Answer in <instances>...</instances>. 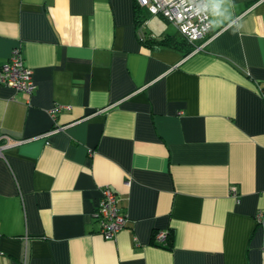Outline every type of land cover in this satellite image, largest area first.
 <instances>
[{
  "label": "crops",
  "instance_id": "crops-1",
  "mask_svg": "<svg viewBox=\"0 0 264 264\" xmlns=\"http://www.w3.org/2000/svg\"><path fill=\"white\" fill-rule=\"evenodd\" d=\"M206 2L186 53L135 0H0V63L35 84L0 85V264H264V0Z\"/></svg>",
  "mask_w": 264,
  "mask_h": 264
},
{
  "label": "built area",
  "instance_id": "built-area-1",
  "mask_svg": "<svg viewBox=\"0 0 264 264\" xmlns=\"http://www.w3.org/2000/svg\"><path fill=\"white\" fill-rule=\"evenodd\" d=\"M135 2L147 10L150 15H160L169 23H172L177 31L193 44V51L202 48L195 42L198 39H209L211 20L206 0H135ZM0 85H6L16 91H24L31 94L35 89L32 80V70L23 60L19 47H14L6 62L0 63ZM60 107H54L57 112ZM6 145H0V156ZM236 195L235 189L231 190ZM95 219L100 228V234L105 239H113L116 233L125 225L126 214L117 205V195L109 186L101 188V199L95 211ZM263 211L256 213V220L262 222ZM168 236L167 231L154 233V242L164 245ZM27 249L23 253V264L27 263Z\"/></svg>",
  "mask_w": 264,
  "mask_h": 264
},
{
  "label": "trees",
  "instance_id": "trees-1",
  "mask_svg": "<svg viewBox=\"0 0 264 264\" xmlns=\"http://www.w3.org/2000/svg\"><path fill=\"white\" fill-rule=\"evenodd\" d=\"M147 10H144L142 7H140L136 2L134 3V19H135V24L136 26H140L143 21L146 18V13ZM180 34V33H179ZM141 41L147 42V40L145 41L142 38H139ZM154 40V39H151ZM155 42L156 46H169V47H173V48H179L182 45L188 44V41L186 40V38L184 36H182L181 34L179 35V38H177V36H166L163 39L160 40H156V41H152ZM189 45V44H188ZM191 46L189 45L186 49V53L189 52L191 50Z\"/></svg>",
  "mask_w": 264,
  "mask_h": 264
}]
</instances>
